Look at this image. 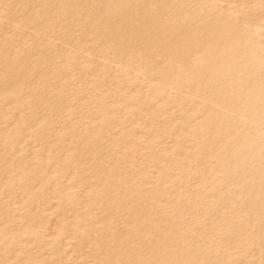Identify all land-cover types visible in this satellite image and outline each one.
<instances>
[{
  "label": "bare ground",
  "instance_id": "obj_1",
  "mask_svg": "<svg viewBox=\"0 0 264 264\" xmlns=\"http://www.w3.org/2000/svg\"><path fill=\"white\" fill-rule=\"evenodd\" d=\"M0 264H264V0H0Z\"/></svg>",
  "mask_w": 264,
  "mask_h": 264
}]
</instances>
